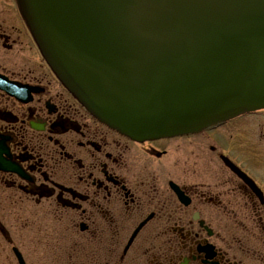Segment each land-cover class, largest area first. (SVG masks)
I'll use <instances>...</instances> for the list:
<instances>
[{
	"label": "flooded vegetation",
	"instance_id": "flooded-vegetation-1",
	"mask_svg": "<svg viewBox=\"0 0 264 264\" xmlns=\"http://www.w3.org/2000/svg\"><path fill=\"white\" fill-rule=\"evenodd\" d=\"M0 74L39 91L27 104L0 94V264H16L14 248L24 264H264V170L244 162L264 155L257 128L145 142L109 130L54 82L9 0Z\"/></svg>",
	"mask_w": 264,
	"mask_h": 264
},
{
	"label": "water",
	"instance_id": "water-1",
	"mask_svg": "<svg viewBox=\"0 0 264 264\" xmlns=\"http://www.w3.org/2000/svg\"><path fill=\"white\" fill-rule=\"evenodd\" d=\"M20 3L61 81L136 138L189 133L264 108V0ZM144 41L143 75L125 73Z\"/></svg>",
	"mask_w": 264,
	"mask_h": 264
},
{
	"label": "rangeland",
	"instance_id": "rangeland-1",
	"mask_svg": "<svg viewBox=\"0 0 264 264\" xmlns=\"http://www.w3.org/2000/svg\"><path fill=\"white\" fill-rule=\"evenodd\" d=\"M244 125H242L241 126V128H245V132H247L246 130H248L247 128H248V126L250 127V128H252V127H254V126H256V127H259V129H260V133H261V138L260 139H263V135L262 134H264V114H262V116H260L259 117V119H256V118H253V117H251V118H249V119H246V120H244ZM251 123H254L255 125L254 126H252V124ZM236 126V125H235ZM244 131H241V132H244ZM240 132V133H241ZM255 132V131H254ZM239 134V133H238ZM238 134H236V136L238 135ZM256 134H258V132H256ZM245 136L247 137V140L245 141V142H247V145L246 146H248V147H250V145H249V141L251 140V137L249 136V135H244V136H242L241 138H239V143L240 144H242L243 146H245L244 144H243V141H244V139H245ZM253 139L255 140L256 138L254 137V136H252V142L251 143H253ZM257 144H259V146H263V148H264V139H263V141L262 142H260V143H257ZM259 146H257V147H259ZM259 151H258V154H260V151H261V149H258ZM244 162H245V164L248 166L249 164H251V170L258 176V177H261V175L259 174V172L260 173H263V170H264V155H261L259 158L258 157H254V156H251V157H249V158H246V159H244ZM262 178V177H261ZM263 180H264V178H263ZM4 226L6 227V223L4 224ZM2 238V237H1ZM0 238V239H1Z\"/></svg>",
	"mask_w": 264,
	"mask_h": 264
}]
</instances>
